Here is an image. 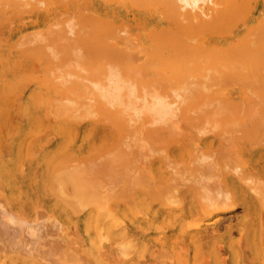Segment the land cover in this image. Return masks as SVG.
<instances>
[{
    "label": "bare ground",
    "instance_id": "obj_1",
    "mask_svg": "<svg viewBox=\"0 0 264 264\" xmlns=\"http://www.w3.org/2000/svg\"><path fill=\"white\" fill-rule=\"evenodd\" d=\"M10 14L0 137L6 91L23 124L0 143V264H264V0Z\"/></svg>",
    "mask_w": 264,
    "mask_h": 264
},
{
    "label": "rangeland",
    "instance_id": "obj_2",
    "mask_svg": "<svg viewBox=\"0 0 264 264\" xmlns=\"http://www.w3.org/2000/svg\"><path fill=\"white\" fill-rule=\"evenodd\" d=\"M28 15L32 17V15H30V14H24V13H23V15H21V16H22V19H23V18H24V19L29 18ZM9 19H10V20H9ZM8 20H9V21L5 22L4 25H1V26H0V29H1L0 34L2 33L1 36H5V34H4L5 32L2 30V27H3V26H5V27L10 31L9 33H11V31L15 28V26L11 25L12 20L15 21L13 14L8 15ZM27 21L29 22V20H24V21L22 20V22L20 23V26L28 27V22H27ZM24 23H26V24H24ZM130 23H131V22H130ZM26 25H27V26H26ZM9 27H11L12 29H11V28L9 29ZM25 27H23V28H25ZM30 30H31V28H28L27 31H30ZM2 40H4V37H2L1 42H3ZM1 46H2V45H1ZM19 57H20V58H18V57H13V58L16 59V60H18V62H20L21 60H23V63H26V62H27L26 64H29L30 66L33 64L32 67H33V69H34V66L36 65L35 62H34V60H32L33 62L30 61V60H25L26 58H24V55L22 56L24 59H22L21 56H19ZM4 58H6V57L3 55L2 59H0V64H1V61H2V63H5L4 65L1 64V66H2V65H3V66L7 65V62L4 61V60H6V59H4ZM3 61H4V62H3ZM6 61H7V60H6ZM14 61H15V60H14ZM12 63H16V61H15V62H12ZM21 63H22V62H20L19 64L21 65ZM36 63H37V62H36ZM26 64H24V65H26ZM34 64H35V65H34ZM38 65H39V64H37V66H38ZM37 66H36V68H35L34 70H38V67H39V66H38V67H37ZM24 67H25V66H24ZM25 73H26V72H25ZM35 73H36V72H31V74H34V77H35V75H36ZM38 73H39V72H37V74H38ZM27 74H29V72H27ZM40 74H41V72H40ZM40 74H39V75H40ZM39 75H38V76H39ZM36 76H37V75H36ZM38 76H37V77H38ZM40 76H41V75H40ZM40 76H39V78H40ZM31 77H33V76H31ZM4 78H5V76H2V78L0 79V84H1V85H0V91H1V92L4 90V89H2V88H4V87H3L4 85H3V83H2V79H4ZM5 79H6V78H5ZM4 81H5V80H4ZM37 83H39V81H38ZM44 88H45V87H44ZM47 91H48V90H47ZM1 92H0V93H1ZM3 93H4V92H3ZM5 93L10 94V95L6 96L7 94H5V95L3 94V95L1 96L3 100H5L6 102H9V106H8V108H7V109H9V110H8L9 113L7 112V113H8L7 117H6V115H5V117H4V116L2 117V118H4L3 121H5V123H3L4 125H3V124H2V125L6 128L5 131H3V128H4V127H2V131H3V134H4V135H3L2 137H0V141H1L2 138L4 137L3 140L0 142V143L3 144V145H4L5 142H7L6 140H7V138L10 136V134H11V136H12L13 133L16 132V131L20 128V126H22L21 124H23V117L21 116V110H20V108H21V104H22V99L20 98L19 95H18V96L16 95V94H17L16 91H15L16 94H15L14 92H13L14 94L12 93V95L17 96V97L13 96V97H15V100H14V98H13V100H12V98H11V97H12V96H11V93H8L7 91H6ZM49 94H50V92H49ZM10 96H11V97H10ZM3 97H4L5 99H4ZM7 97H8V98H7ZM9 97H10L11 99H9ZM11 100H12L13 102H12ZM16 100H18V101L16 102ZM5 101H4V102H5ZM14 101L16 102V104H15ZM18 102L21 103V104H17ZM12 104H13V105H12ZM15 105H16L15 108H17V109H18V105H20V107H19V111H17V109L14 108ZM11 106H12L13 108H12ZM12 110H13V111H12ZM15 111H16V113L19 112L18 115L15 113ZM10 113H11V114H14L16 117L18 116L17 118L20 119L21 122H19V120H18L15 116L11 115ZM9 115L11 116L10 118H8ZM19 115H20V116H19ZM12 116H13V118H12ZM14 117H15V118H14ZM19 117H20V118H19ZM21 117H22V118H21ZM7 118H8V119H7ZM6 119H7V121H6ZM13 119H15L16 121L13 120ZM1 120H2V119H1ZM10 120H11V122H9ZM17 121H18V122H17ZM7 122H8V124H7ZM10 124H13V125L10 126ZM16 124H17L18 126H15ZM19 125H20V126H19ZM12 127H13V128H12ZM14 127H15V128L17 127V128L15 129ZM10 129L13 131L12 133H11V130H10ZM15 130H16V131H15ZM9 132H10V133H9ZM46 133H47V132H46ZM46 133H45V135H43V136H46ZM47 134H48V133H47ZM1 135H2V132H1ZM1 144H0V146H2ZM240 214L242 215L241 212L239 213V216H241ZM207 264H208V263H207Z\"/></svg>",
    "mask_w": 264,
    "mask_h": 264
}]
</instances>
